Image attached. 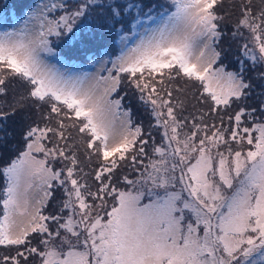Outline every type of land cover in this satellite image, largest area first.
<instances>
[{"label":"snow or ice","instance_id":"1","mask_svg":"<svg viewBox=\"0 0 264 264\" xmlns=\"http://www.w3.org/2000/svg\"><path fill=\"white\" fill-rule=\"evenodd\" d=\"M0 264H264V0L5 4Z\"/></svg>","mask_w":264,"mask_h":264},{"label":"rangeland","instance_id":"2","mask_svg":"<svg viewBox=\"0 0 264 264\" xmlns=\"http://www.w3.org/2000/svg\"><path fill=\"white\" fill-rule=\"evenodd\" d=\"M28 2H29V0H0V9H2L5 4H7L9 6V8H12L13 6H15V7H23ZM9 101H10V97H9ZM192 111H194V110L189 105L188 112H192ZM185 115H187V112L185 113ZM134 119H136L137 122H139L140 120H143L144 121V126L147 128V124H148L147 113H145L142 108L139 109V111L137 112V114L134 117ZM217 123H218V121H217ZM225 123H227V121H225ZM8 124L12 125V121L9 120ZM154 135L156 137L157 142H159V140H160L159 133L158 132H154ZM85 171H89V169L85 168ZM89 182H91V178H89ZM50 210H51V206H49V209L47 211H50Z\"/></svg>","mask_w":264,"mask_h":264}]
</instances>
